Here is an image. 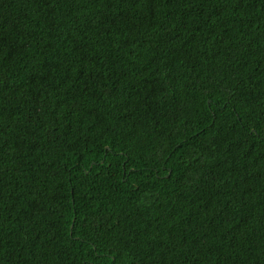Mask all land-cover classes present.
<instances>
[{
    "label": "trees",
    "instance_id": "trees-1",
    "mask_svg": "<svg viewBox=\"0 0 264 264\" xmlns=\"http://www.w3.org/2000/svg\"><path fill=\"white\" fill-rule=\"evenodd\" d=\"M0 264H264V0H0Z\"/></svg>",
    "mask_w": 264,
    "mask_h": 264
}]
</instances>
